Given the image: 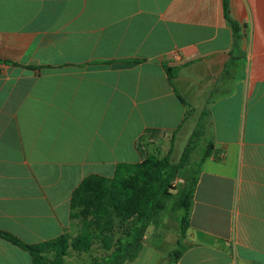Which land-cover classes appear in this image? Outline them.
Wrapping results in <instances>:
<instances>
[{
    "label": "crops",
    "instance_id": "1",
    "mask_svg": "<svg viewBox=\"0 0 264 264\" xmlns=\"http://www.w3.org/2000/svg\"><path fill=\"white\" fill-rule=\"evenodd\" d=\"M229 8L240 48L223 0H0V231L69 235L85 177L208 109L224 157L202 167L177 264H264V0ZM0 264L32 257L0 238Z\"/></svg>",
    "mask_w": 264,
    "mask_h": 264
},
{
    "label": "trees",
    "instance_id": "2",
    "mask_svg": "<svg viewBox=\"0 0 264 264\" xmlns=\"http://www.w3.org/2000/svg\"><path fill=\"white\" fill-rule=\"evenodd\" d=\"M229 2L223 0L224 14L233 30L235 45L240 48L243 28L231 18ZM166 72L171 80L176 77L171 69ZM146 134L152 137L160 132L148 130ZM136 149L140 163L118 165L112 178L87 176L73 191L70 218L81 221V231L73 240L62 235L30 245L4 231H0V238L29 252L32 264H63L71 252L88 253L93 246L103 253L94 256L92 264H126L138 257L148 228L158 223L170 205L172 212L180 213L176 219L179 249L170 255L177 264L187 249L184 241L202 167L210 157H224L215 148L209 110L200 113L177 162L170 158L173 148L161 159L147 156L142 139L136 142Z\"/></svg>",
    "mask_w": 264,
    "mask_h": 264
},
{
    "label": "rangeland",
    "instance_id": "3",
    "mask_svg": "<svg viewBox=\"0 0 264 264\" xmlns=\"http://www.w3.org/2000/svg\"><path fill=\"white\" fill-rule=\"evenodd\" d=\"M176 87L178 92L187 99V96H184V90L180 81H176ZM205 105L206 103L203 109L208 107H205ZM195 123L194 118H190L182 131L177 134L176 138L171 133H166L151 140L148 138L144 139L143 145L147 156L158 159L164 158L170 152V148L173 147L170 158L174 162H177L189 140ZM180 185L181 182L178 183V186ZM178 216H180V213L172 212L169 205L168 209L162 212L158 223L148 228L146 238L143 241L142 248L144 250L141 256L129 264H174V259L170 255L176 249H179L176 245V241L179 239V228L176 220ZM71 226V232L68 235L70 241L80 233L81 221L79 219H73ZM102 253L103 250L96 246H93L92 250L88 253L79 254L71 252L64 259L63 264H92L93 257Z\"/></svg>",
    "mask_w": 264,
    "mask_h": 264
}]
</instances>
